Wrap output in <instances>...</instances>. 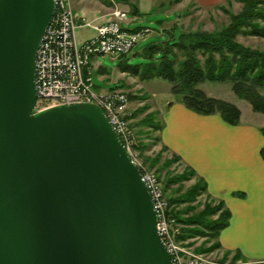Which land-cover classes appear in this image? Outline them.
Returning a JSON list of instances; mask_svg holds the SVG:
<instances>
[{
	"label": "water",
	"instance_id": "1",
	"mask_svg": "<svg viewBox=\"0 0 264 264\" xmlns=\"http://www.w3.org/2000/svg\"><path fill=\"white\" fill-rule=\"evenodd\" d=\"M54 0H0V264H173L102 108L34 111Z\"/></svg>",
	"mask_w": 264,
	"mask_h": 264
},
{
	"label": "trees",
	"instance_id": "2",
	"mask_svg": "<svg viewBox=\"0 0 264 264\" xmlns=\"http://www.w3.org/2000/svg\"><path fill=\"white\" fill-rule=\"evenodd\" d=\"M241 2L243 6L238 13H233L224 5L220 6L230 16L225 26L215 31H184L179 38L172 35L164 41L152 42L142 52V61L130 63L127 58H121L118 68L121 72L139 76L143 80H167L172 84L171 92L178 97V101L202 114L220 113L231 124L240 122L241 110L238 106L209 96L199 87L200 84L208 81L231 82L233 91L241 99L249 101L254 111L264 113V50L252 48L238 40L239 35L264 37V0ZM133 7L135 14L138 10L136 6ZM107 72L104 66L98 69V73ZM122 86L116 83L112 89ZM146 107L138 108L134 116L144 112ZM140 121L142 125L148 126L149 131L162 130L163 125L156 111L146 114ZM156 139L161 141L160 136ZM138 148L146 150L143 140H140ZM162 150L167 151L169 147L163 144ZM262 152L264 154V148ZM144 158L150 167L157 166L159 176L165 172L164 191L170 192L166 195L171 208L169 213L186 224L179 239L199 236L218 238L221 230L228 225L230 211L222 200H216L208 193L205 180L197 177L196 183L182 191L184 182L196 177L197 173L190 166L181 173L170 170L175 161L182 160L178 154L173 152L172 157L164 162H161L160 153L156 156L146 155ZM175 185H178L177 188L173 187ZM204 194L210 201H206L203 209L198 210L199 204L192 203ZM212 199L218 203L213 204ZM183 204L184 210H179ZM183 213L189 215L187 219L182 218ZM216 214V218H210ZM216 247H221V244L216 242L210 249ZM240 258L242 255L237 253L233 259Z\"/></svg>",
	"mask_w": 264,
	"mask_h": 264
},
{
	"label": "rangeland",
	"instance_id": "3",
	"mask_svg": "<svg viewBox=\"0 0 264 264\" xmlns=\"http://www.w3.org/2000/svg\"><path fill=\"white\" fill-rule=\"evenodd\" d=\"M108 2H111V4ZM72 5L80 16L84 13L89 20H94L96 23L102 22L100 18L104 19L103 14L111 12L116 6L122 10H128V12H130L128 15L129 21H131L130 18L135 17H133V6H136L138 11L134 15H136V18H139V20L125 24L126 28L129 30H139L140 27H148L151 29V32L145 38H140L132 51L125 57L130 63H138L143 60L141 54L148 44L164 41L171 38L172 35L179 38L184 31H196L199 29L215 31L228 24L230 20L229 14L222 10L220 6L224 5L233 13H238L241 11L243 3L241 0H229V2L228 0H210V2L209 0H72ZM95 16L100 17L96 18ZM95 33L96 30L90 27L77 28L76 30V35L80 44L87 37L93 36ZM238 40L252 48L264 50V37L239 35ZM100 66H104L108 72L98 73ZM118 66V59H112L107 55H100L98 60L92 65L94 83L104 91L111 90L116 83L123 84L121 88L127 94L130 103L126 116L128 121L127 124L133 131L134 149L140 164L147 172L153 173L160 183L163 195L167 201L166 213L170 220L171 229H173L170 232V238L177 246L180 260L183 258L185 260L195 259L198 258L195 256L201 255L202 258L211 261V263L251 264L245 260L243 256L240 259L234 260L233 258L237 252H230V254H227L228 250H223L222 246L210 249L216 242L220 243L218 238L207 239L205 236H199L188 238L187 240L179 239L182 229L186 224L183 221L179 222L169 213L171 208L167 196L170 192L166 193L164 191L165 172L159 176L157 166L153 168L150 167L149 164L145 162L144 158L146 155L156 156L160 153L161 162H164L166 159L172 157L173 152L162 150V145L164 144L161 137L162 130H160V132L149 131L148 126L139 123L146 114L156 111L159 113L161 124L164 125L162 111L171 100H177L178 97L171 92L172 84L169 81L161 78L143 80L139 76L121 72ZM199 87L209 96L211 93L214 96L232 102L240 101L245 117H250V115L253 114L251 112H254L255 116H262V113L253 111L249 101L241 99L233 91L231 82L219 83L208 81L200 84ZM262 92H264V89H262ZM146 105L148 107L145 108L144 112L134 116V112L138 108H142ZM36 110L37 108H35V111ZM157 136L161 137V141L156 139ZM140 140H143L147 146L144 151L138 148ZM187 166L188 165H185L182 160L175 161L170 170L175 173H181L184 170L187 171ZM197 177L199 176L192 177L184 182L182 191H186L188 187L196 183L198 180ZM177 186L178 185H175L173 187L177 188ZM212 200L213 204L216 205L218 203L214 199ZM206 201H210V199L204 194L203 196H199L198 200L194 201L192 204L198 203L199 207L197 209L201 210ZM179 208V210H184L185 204ZM188 216V214L183 213L182 218L187 219ZM216 217L217 214L210 218L214 219Z\"/></svg>",
	"mask_w": 264,
	"mask_h": 264
},
{
	"label": "crops",
	"instance_id": "4",
	"mask_svg": "<svg viewBox=\"0 0 264 264\" xmlns=\"http://www.w3.org/2000/svg\"><path fill=\"white\" fill-rule=\"evenodd\" d=\"M235 102L241 110L238 124L171 100L162 111L161 137L229 209L228 225L218 237L222 249L240 253L251 264H264V113L245 117L241 102Z\"/></svg>",
	"mask_w": 264,
	"mask_h": 264
},
{
	"label": "built area",
	"instance_id": "5",
	"mask_svg": "<svg viewBox=\"0 0 264 264\" xmlns=\"http://www.w3.org/2000/svg\"><path fill=\"white\" fill-rule=\"evenodd\" d=\"M55 11L42 37L36 60L37 108L73 104L93 103L101 107L132 162L140 169L152 197L158 218L157 228L163 242L172 254L173 264H218L202 258L180 260L175 242L171 240L170 220L167 216V201L156 176L147 172L140 164L134 149L133 131L127 124V94L122 88L108 91L97 88L93 79L92 65L100 55L120 59L127 56L138 43L145 38L151 29L141 28L132 31L125 24L136 19L130 18L128 10L114 7L103 14L104 21L96 23L84 14L75 11L72 0H54ZM90 27L96 30L93 36L87 37L80 44L76 35L77 28ZM234 264V263H233ZM239 264V263H235Z\"/></svg>",
	"mask_w": 264,
	"mask_h": 264
}]
</instances>
